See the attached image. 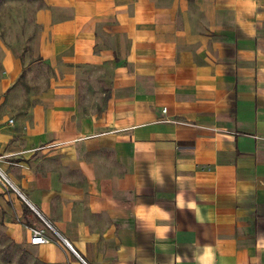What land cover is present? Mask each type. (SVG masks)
<instances>
[{
	"label": "crops",
	"instance_id": "obj_1",
	"mask_svg": "<svg viewBox=\"0 0 264 264\" xmlns=\"http://www.w3.org/2000/svg\"><path fill=\"white\" fill-rule=\"evenodd\" d=\"M32 14L0 29V254L264 264V0ZM43 219L75 250L31 244Z\"/></svg>",
	"mask_w": 264,
	"mask_h": 264
},
{
	"label": "rangeland",
	"instance_id": "obj_2",
	"mask_svg": "<svg viewBox=\"0 0 264 264\" xmlns=\"http://www.w3.org/2000/svg\"><path fill=\"white\" fill-rule=\"evenodd\" d=\"M39 0H0V29L2 36L17 34L19 27H25L33 16V10ZM16 27V31H14ZM14 257V256H13ZM7 253L0 254V264H24L23 259L15 261Z\"/></svg>",
	"mask_w": 264,
	"mask_h": 264
},
{
	"label": "built area",
	"instance_id": "obj_3",
	"mask_svg": "<svg viewBox=\"0 0 264 264\" xmlns=\"http://www.w3.org/2000/svg\"><path fill=\"white\" fill-rule=\"evenodd\" d=\"M167 109L164 108V111ZM12 121V120H11ZM0 180L6 187H13L10 180L5 176V174L0 169ZM43 224L38 227L31 228L30 243L34 245L38 244H48V243H58L63 244L72 250H75L72 244L65 238H63L53 227V225L47 220L43 219Z\"/></svg>",
	"mask_w": 264,
	"mask_h": 264
}]
</instances>
